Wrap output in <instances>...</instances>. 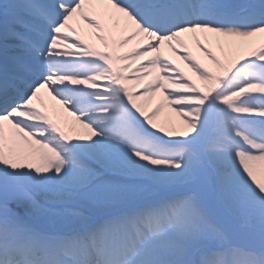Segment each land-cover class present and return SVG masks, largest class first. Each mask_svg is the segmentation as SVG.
Returning <instances> with one entry per match:
<instances>
[{"label": "snow or ice", "instance_id": "6c2138e0", "mask_svg": "<svg viewBox=\"0 0 264 264\" xmlns=\"http://www.w3.org/2000/svg\"><path fill=\"white\" fill-rule=\"evenodd\" d=\"M77 17L103 50L73 35ZM210 35H264V0L0 2V264H264V41L221 64ZM143 57L132 75L155 74L133 92L122 62ZM157 93L184 130L156 124L163 103L138 102ZM78 202L102 215L82 222Z\"/></svg>", "mask_w": 264, "mask_h": 264}, {"label": "bare ground", "instance_id": "6f19581e", "mask_svg": "<svg viewBox=\"0 0 264 264\" xmlns=\"http://www.w3.org/2000/svg\"><path fill=\"white\" fill-rule=\"evenodd\" d=\"M104 8H101V11H104ZM107 12L111 15L110 20H106V23L108 27L111 29V36L114 40H118L122 35L126 34V31L124 29V20L122 17V14L117 13L114 9H111L108 7ZM118 22V23H117ZM70 27L76 29L75 34H80L83 36L86 40L89 41V43L93 44L95 47L101 48L103 50V46L101 43L97 40H95L91 33L94 31L93 29H90L82 20H80L78 17L74 20L70 21ZM186 44H187V50L191 52V54H196L198 58L201 60L203 64L211 68L213 71L219 73L220 69L213 64V62L205 55L204 52H202L195 39L192 38L191 34H185L182 37ZM241 41H247L243 46H233L228 47L224 46L221 47L222 44L226 45V42H241ZM262 41H264V35H257L255 37L251 38H240V37H218L215 35H210V38L208 41H201L206 44V46L210 47L213 54L217 57V59L220 60L221 64L227 63L230 59H234L237 56L245 55L249 51L250 47L259 45ZM147 38L143 35L135 37L130 43L125 45L123 48H119L118 51L123 53H128L134 48H142L144 44H146ZM194 42V43H193ZM173 46L179 47V45H176V43L173 41L171 42ZM161 51H164L162 53L163 55L167 56L169 59L173 61V63L180 68L186 76H190L193 80H196L198 84L202 83L199 81V78L197 77L196 73L192 71V69L188 66V64L178 55L177 53L173 52L171 47H169V44L166 42L161 47ZM181 51H184V49H181ZM154 54V53H153ZM147 57H143L142 59H130L127 61H123L122 63L130 65L129 71L125 73L126 76H128V87L133 92H139L143 89L144 85L147 84L151 79L152 76L155 74H150L148 76H145L143 78H137L136 76L132 75L133 72H135L137 65L146 62ZM44 103L49 105H54L55 110L57 113H61L63 120H66L69 122V124L73 121V117L65 111L62 106L57 104L52 99H49L45 95H43V92L41 93ZM144 104L145 111L151 112L159 103H163L164 106L161 108L160 112L156 115L154 118L156 124L158 126L165 127L172 131H182L186 127L183 125L182 118L179 119V122L173 123L169 116L172 113V108L169 107L166 102L163 101L162 96L158 98L157 100L154 99V97L147 98L145 97L143 100L138 101ZM53 118L55 119L56 116L53 115ZM62 122V121H61ZM7 128V125H6ZM261 167L260 164L257 165V169L259 170ZM99 212H95V214H98Z\"/></svg>", "mask_w": 264, "mask_h": 264}, {"label": "rangeland", "instance_id": "374dc122", "mask_svg": "<svg viewBox=\"0 0 264 264\" xmlns=\"http://www.w3.org/2000/svg\"><path fill=\"white\" fill-rule=\"evenodd\" d=\"M80 213L82 214V218L85 217L86 214L84 212L80 211Z\"/></svg>", "mask_w": 264, "mask_h": 264}]
</instances>
